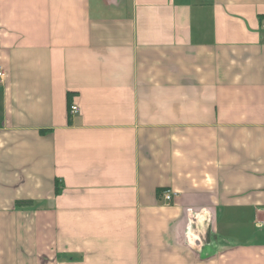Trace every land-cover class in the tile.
I'll list each match as a JSON object with an SVG mask.
<instances>
[{"label":"crops","instance_id":"1","mask_svg":"<svg viewBox=\"0 0 264 264\" xmlns=\"http://www.w3.org/2000/svg\"><path fill=\"white\" fill-rule=\"evenodd\" d=\"M263 20L0 0V264H264Z\"/></svg>","mask_w":264,"mask_h":264},{"label":"built area","instance_id":"2","mask_svg":"<svg viewBox=\"0 0 264 264\" xmlns=\"http://www.w3.org/2000/svg\"><path fill=\"white\" fill-rule=\"evenodd\" d=\"M260 29L264 30V20L262 22H260ZM3 76H4V73L0 69V80H2ZM78 113H79V107L75 104H71L69 106L68 114L69 115H76ZM162 197L168 203V202L172 201L173 195L170 191H165L162 193Z\"/></svg>","mask_w":264,"mask_h":264},{"label":"trees","instance_id":"3","mask_svg":"<svg viewBox=\"0 0 264 264\" xmlns=\"http://www.w3.org/2000/svg\"><path fill=\"white\" fill-rule=\"evenodd\" d=\"M16 204L19 205V206H29L32 203H31V201H21V202H17Z\"/></svg>","mask_w":264,"mask_h":264}]
</instances>
